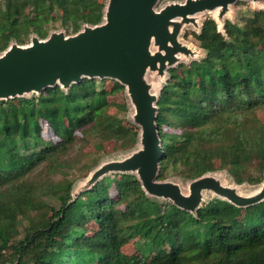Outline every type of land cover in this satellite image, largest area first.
<instances>
[{
  "label": "trees",
  "instance_id": "trees-1",
  "mask_svg": "<svg viewBox=\"0 0 264 264\" xmlns=\"http://www.w3.org/2000/svg\"><path fill=\"white\" fill-rule=\"evenodd\" d=\"M109 5L0 0V57L34 38L72 37L101 26ZM193 39L201 56L168 70L154 93L164 153L156 181L175 184L170 181L177 177L222 185L215 175L223 172L238 186H262L264 114L255 109L264 105V8L241 10L240 20H227L223 30L208 18ZM107 82L83 77L67 88L56 84L0 100V264H264V199L243 207L225 192L205 200L202 191L192 211L147 192L137 170L96 176L130 157L115 159L120 152L143 144L138 130L122 127L127 100L111 111ZM114 90L125 94L129 88L116 81ZM215 119L235 148L219 166L209 161L210 149L196 142L212 132ZM109 141L112 151L104 145ZM82 142L93 150L80 148ZM132 240L136 260L123 254Z\"/></svg>",
  "mask_w": 264,
  "mask_h": 264
},
{
  "label": "water",
  "instance_id": "water-1",
  "mask_svg": "<svg viewBox=\"0 0 264 264\" xmlns=\"http://www.w3.org/2000/svg\"><path fill=\"white\" fill-rule=\"evenodd\" d=\"M238 1L188 0L157 12L158 0H110L107 22L101 26L87 28L72 37L55 33L47 41L34 38L28 48L12 46L0 57V100L39 93L56 84L67 88L83 77L117 79L128 86L133 98L137 111L135 120L143 130V148L124 161L108 164L96 176L110 170H137L147 192L169 197L178 206L192 211L200 205L201 192L205 189L225 192L237 205H249L256 198L257 202L264 193L245 201L213 180L195 181L189 196L182 194L176 184L156 181L164 153L155 124L156 96L150 92L152 86L143 79L148 66L154 65L149 51L152 39L155 36L173 39L168 29L173 19L219 7L227 9Z\"/></svg>",
  "mask_w": 264,
  "mask_h": 264
},
{
  "label": "rangeland",
  "instance_id": "rangeland-1",
  "mask_svg": "<svg viewBox=\"0 0 264 264\" xmlns=\"http://www.w3.org/2000/svg\"><path fill=\"white\" fill-rule=\"evenodd\" d=\"M244 3H235L231 4L227 9L223 7L216 8L214 10H206L200 13H197L193 16H188L187 18L178 17L173 19L168 26L169 33L173 35V39L165 38L159 39L158 37H153L150 45V55L153 58V64L149 65L146 72L143 74V79L145 82L152 86L150 92L152 94H158L161 86L168 78V70L177 67L181 63H189L193 59H197L201 56V51L193 39V34L198 33L201 30V27L204 21L208 18H213L219 26L220 30H223L224 24L227 20L232 23L240 20V11L241 10H256L264 8V0H250L243 1ZM171 2L168 0H159L155 10L159 12L166 6L170 5ZM246 16V15H245ZM245 22L250 23V19L246 16L244 19ZM107 22V17H106ZM32 45V42L30 46ZM24 48H28L25 46ZM120 82L114 78H108L107 86L110 92L109 99L111 104V111L114 112L118 105L123 104L125 99L128 102L130 112L128 114V119L122 125L126 133L138 130L140 135H143L142 126L136 122L134 115L137 113L136 106L133 102V98L129 91L125 94L119 90H114V82ZM121 83V82H120ZM123 84V83H121ZM128 87L127 85L123 84ZM37 93V92H32ZM28 93V94H32ZM248 92L245 88L240 91V96H247ZM25 95V94H24ZM24 95H18L24 96ZM27 95V94H26ZM18 96L10 97V99H16ZM2 100V99H1ZM255 112L263 115L264 114V105H261L255 109ZM222 122L219 119H215L211 124L212 132H203L201 136L196 139V142H199L201 145L208 147L210 149V159L209 161L215 166H219L220 162L230 156H233L235 153V148L231 147L229 139L225 136L223 129L221 127ZM45 133L47 131L45 130ZM80 148L85 150H91L92 147L85 144L84 142L79 143ZM105 147L108 151H112L115 146L113 141L105 142ZM143 144H139L136 150L132 152H120L118 154L119 158L115 159H124L131 157L135 154ZM93 150V149H92ZM138 152V151H137ZM219 178L222 183V186H227L234 188L236 190L239 198L245 201H251L257 196H260L264 193V185L259 187H252L249 185L238 186L231 181V178L228 177L223 172H218L215 175ZM141 180V179H140ZM170 182L175 183L181 189L182 194L189 196L191 193V182L183 180L181 178H173ZM142 183V182H141ZM205 200H209L213 197H218V194L212 189H205L204 191ZM257 199V198H256ZM255 199V200H256ZM259 199V198H258ZM264 199V195L260 197L259 200ZM255 200L251 201V204L255 203ZM258 201V200H257ZM246 207V205H241ZM41 217L50 216L48 212L39 213ZM239 223H244L243 219L238 220ZM134 240H132L128 245L123 248V254L136 260L139 257V254L136 252L134 247Z\"/></svg>",
  "mask_w": 264,
  "mask_h": 264
}]
</instances>
